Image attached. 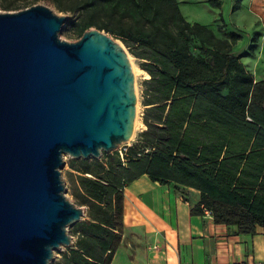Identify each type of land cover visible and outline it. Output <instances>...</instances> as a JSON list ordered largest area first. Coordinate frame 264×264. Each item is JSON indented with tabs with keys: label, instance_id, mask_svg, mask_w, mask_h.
I'll list each match as a JSON object with an SVG mask.
<instances>
[{
	"label": "trees",
	"instance_id": "trees-1",
	"mask_svg": "<svg viewBox=\"0 0 264 264\" xmlns=\"http://www.w3.org/2000/svg\"><path fill=\"white\" fill-rule=\"evenodd\" d=\"M52 1L76 16L79 37L95 24L116 33L148 60L143 68L149 73L145 126L128 147L126 163L115 151L69 159L79 172L76 197L86 217L73 225V243L55 264L111 263L123 231L124 189L143 174L197 190L191 213L206 209L217 224L255 233L264 224V79L254 81L241 57L253 53L256 35L248 51L234 54L239 33L218 38L207 25L186 20L178 0ZM99 15L125 21L116 29L98 22Z\"/></svg>",
	"mask_w": 264,
	"mask_h": 264
},
{
	"label": "water",
	"instance_id": "water-1",
	"mask_svg": "<svg viewBox=\"0 0 264 264\" xmlns=\"http://www.w3.org/2000/svg\"><path fill=\"white\" fill-rule=\"evenodd\" d=\"M45 4L0 11V264H47L85 215L61 166L132 139L136 92L123 42L94 27L58 36Z\"/></svg>",
	"mask_w": 264,
	"mask_h": 264
},
{
	"label": "crops",
	"instance_id": "crops-1",
	"mask_svg": "<svg viewBox=\"0 0 264 264\" xmlns=\"http://www.w3.org/2000/svg\"><path fill=\"white\" fill-rule=\"evenodd\" d=\"M249 2L264 34V0ZM260 47L264 59V43ZM248 68L254 81L264 79V61ZM198 199L193 188L159 184L146 174L135 179L124 190L123 231L110 264L264 263V224L239 234L211 214L191 213Z\"/></svg>",
	"mask_w": 264,
	"mask_h": 264
},
{
	"label": "rangeland",
	"instance_id": "rangeland-1",
	"mask_svg": "<svg viewBox=\"0 0 264 264\" xmlns=\"http://www.w3.org/2000/svg\"><path fill=\"white\" fill-rule=\"evenodd\" d=\"M249 1L250 0H240L239 6L233 9L236 0H222L220 8H214L210 6L207 0H178L180 11L186 20L190 22L196 21L207 25L213 30L214 34L218 38L222 40H230L231 32L234 31L239 33L240 39H238L231 47V52L234 54H240L248 51L251 46L252 36L256 35V47L253 53L241 57V61L247 66V68L253 66L256 62L261 63L264 61L263 56H261L259 53V48H261L260 46L264 43V34L260 32L262 30L260 21L255 18L254 14L249 9ZM32 4H45L56 14L66 16L65 21L58 32L59 38L66 41H76L80 38L76 32L75 24L78 22L76 16L60 11L57 9L55 3L52 0H0V11H16ZM219 13L222 14L223 20L220 19ZM97 20L98 22L106 21L111 27L118 29L120 26H122L125 18H123V20L120 22L118 20H110L102 15H99ZM90 27L99 29L96 24ZM100 30H104L113 38L121 40L119 35L112 31H107L105 28ZM124 46L134 67L133 75L136 92V123L134 125L132 134L131 141H133L137 132L143 129L145 126L142 120V114L146 107L145 99L147 95V79L149 78V73L143 68V65L148 63V60L137 57L125 44ZM101 155L99 157H101ZM70 158L71 157L68 154H64L63 164L60 168L65 187L64 194L77 206H82L86 210V206L80 204L79 198L76 197V194L80 192L77 182V176L79 174L76 170H69L68 161ZM84 217L85 215H83V218ZM72 227L73 225H69L67 228L69 234ZM71 236L73 241L74 237L73 235ZM62 251H64V246H60L59 248L55 249L53 252V257L47 264H55Z\"/></svg>",
	"mask_w": 264,
	"mask_h": 264
},
{
	"label": "built area",
	"instance_id": "built-area-1",
	"mask_svg": "<svg viewBox=\"0 0 264 264\" xmlns=\"http://www.w3.org/2000/svg\"><path fill=\"white\" fill-rule=\"evenodd\" d=\"M131 140L132 139L117 144L116 147L112 150L118 154V156H119V158L123 164H125L127 161L128 147L132 144ZM204 212L210 214V212L206 209L204 210ZM231 264H243V263H231ZM257 264H264V263H257Z\"/></svg>",
	"mask_w": 264,
	"mask_h": 264
},
{
	"label": "bare ground",
	"instance_id": "bare-ground-1",
	"mask_svg": "<svg viewBox=\"0 0 264 264\" xmlns=\"http://www.w3.org/2000/svg\"><path fill=\"white\" fill-rule=\"evenodd\" d=\"M128 59H129V55H128ZM129 62H130V64H131V66H132V70H133V73H134V67H133V64H132V62H131V59H129ZM135 123H136V112H135L134 125H135Z\"/></svg>",
	"mask_w": 264,
	"mask_h": 264
}]
</instances>
